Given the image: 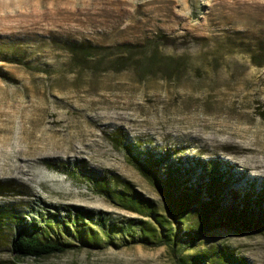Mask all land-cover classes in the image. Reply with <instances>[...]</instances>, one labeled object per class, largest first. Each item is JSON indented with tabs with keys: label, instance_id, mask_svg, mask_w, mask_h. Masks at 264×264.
I'll use <instances>...</instances> for the list:
<instances>
[{
	"label": "rangeland",
	"instance_id": "1",
	"mask_svg": "<svg viewBox=\"0 0 264 264\" xmlns=\"http://www.w3.org/2000/svg\"><path fill=\"white\" fill-rule=\"evenodd\" d=\"M257 62V64L255 63ZM264 0H0V196L23 214L65 206L129 213L89 175H119L155 196L116 145L183 162L218 156L264 183ZM118 144V142H117ZM24 192V193H22ZM225 244L264 264V230L217 228ZM0 256L10 258L8 245ZM25 264H170L163 247L82 248Z\"/></svg>",
	"mask_w": 264,
	"mask_h": 264
},
{
	"label": "trees",
	"instance_id": "2",
	"mask_svg": "<svg viewBox=\"0 0 264 264\" xmlns=\"http://www.w3.org/2000/svg\"><path fill=\"white\" fill-rule=\"evenodd\" d=\"M257 64V62H255ZM264 117V112H261ZM118 142V144H117ZM116 145L127 151V162L148 184L147 194L119 175L91 174L94 191L129 216L116 223L106 213L80 206H65L57 214H23L12 204H0V247L8 245L11 256L0 264H25L26 258L59 255L99 247L105 243L163 247L170 264H250L232 247L211 243L199 247L217 228L236 233L264 230V183L238 180L222 158L198 156L183 162L168 154H132L124 137ZM27 188L14 180H0V196ZM24 193V192H22Z\"/></svg>",
	"mask_w": 264,
	"mask_h": 264
}]
</instances>
